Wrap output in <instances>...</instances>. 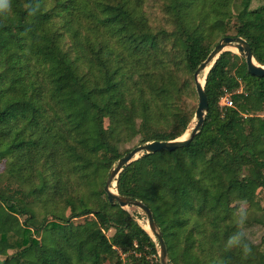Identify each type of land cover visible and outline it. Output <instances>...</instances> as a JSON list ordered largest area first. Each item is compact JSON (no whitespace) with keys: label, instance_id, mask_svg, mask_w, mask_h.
Here are the masks:
<instances>
[{"label":"trees","instance_id":"trees-1","mask_svg":"<svg viewBox=\"0 0 264 264\" xmlns=\"http://www.w3.org/2000/svg\"><path fill=\"white\" fill-rule=\"evenodd\" d=\"M224 37L264 66V0H0V264H160L104 186L121 145L186 133L181 103ZM205 93L191 144L128 165L117 191L151 209L170 264H264L234 208L264 199V78L225 52Z\"/></svg>","mask_w":264,"mask_h":264},{"label":"water","instance_id":"water-1","mask_svg":"<svg viewBox=\"0 0 264 264\" xmlns=\"http://www.w3.org/2000/svg\"><path fill=\"white\" fill-rule=\"evenodd\" d=\"M230 48L237 49L239 56L245 60L247 71L250 75L258 78H264V66H261L257 63L253 56L252 49L245 39L241 37L222 38L214 47L213 51L210 53L207 59L198 67V69L194 73V84L198 96V107L195 112L196 125L192 129L189 138H179L177 140L164 142L155 141L135 147L130 152L126 153L110 170L108 179L104 186V192L106 194L108 202L111 205H119L124 210H127L131 207L139 208L146 213L151 234L148 231L147 232L152 237V239L158 243L160 264H170V259L162 232L154 219V215L151 209L142 201L119 195L117 191V179L119 178V175L122 173L125 167L139 160L145 155L156 154L162 151L174 152L179 148H184L191 144V142L194 140V138L197 136V134L200 132V129L204 125V121L209 111V103L205 93L207 76L223 53L232 52L230 51ZM203 78L205 80L204 85L202 84ZM114 186H116L115 192L113 191ZM153 237H155L156 240Z\"/></svg>","mask_w":264,"mask_h":264},{"label":"rangeland","instance_id":"rangeland-1","mask_svg":"<svg viewBox=\"0 0 264 264\" xmlns=\"http://www.w3.org/2000/svg\"><path fill=\"white\" fill-rule=\"evenodd\" d=\"M259 2L255 1V5H258ZM235 13L238 12V9H236L235 6ZM152 12V10H151ZM231 51V50H230ZM233 53L238 54L237 51H232ZM196 91V89H195ZM240 92H242V89L239 90ZM220 105H223V101L221 99L220 101ZM198 107V96L196 97V100H185V102L181 103V108L187 110L188 113L194 112V116L188 126V129L186 131V133L180 138V139H187L190 136V133L192 131V129L195 127L196 125V120H195V112L197 110ZM174 112H178L180 111V108L174 107L173 108ZM261 117H264V112L260 113ZM138 144V140L132 141L130 143H126L125 145H121V151L123 153H125V151L128 150H132L135 147L139 146ZM4 168H5V164L4 162H0V175H3V177L5 176L4 173ZM109 176V175H108ZM108 179V177H107ZM107 181V180H106ZM257 200V198H256ZM261 201V210H252L250 208V206L247 203H237L234 205L235 208V218L236 220L240 223L239 225V229L240 232L242 233V239H244L246 244H253L255 246H258L260 248V250L264 253V226L257 224L256 222L251 221L250 223H245V221H249V215L252 216V213H255L258 219H262L264 221V199H260ZM127 211L131 216H133L135 218V220L139 223V225L141 227H143L145 229L146 226H148V217L146 215V213L144 211H142L139 208H128ZM246 212L244 215H241L240 213H244ZM249 214V215H248ZM248 215V216H247ZM84 219H79L77 220L76 223H83ZM146 230V229H145ZM147 231V230H146ZM150 233V230L148 231ZM151 234V233H150ZM108 236H112L113 235V231H110L107 233ZM155 240L156 238L153 237ZM237 243V240H235ZM109 264V263H107Z\"/></svg>","mask_w":264,"mask_h":264},{"label":"built area","instance_id":"built-area-1","mask_svg":"<svg viewBox=\"0 0 264 264\" xmlns=\"http://www.w3.org/2000/svg\"><path fill=\"white\" fill-rule=\"evenodd\" d=\"M222 101H223V105L222 107H232L233 106V103L231 101V98H230V95L229 94H226L223 98H222Z\"/></svg>","mask_w":264,"mask_h":264},{"label":"bare ground","instance_id":"bare-ground-1","mask_svg":"<svg viewBox=\"0 0 264 264\" xmlns=\"http://www.w3.org/2000/svg\"><path fill=\"white\" fill-rule=\"evenodd\" d=\"M230 50H231V51H237L236 48H230ZM204 83H205V80H204V78H203V79H202V84L204 85ZM113 191H114V192L116 191V186H114ZM145 229H146L147 231L150 230V229L148 228V226H146Z\"/></svg>","mask_w":264,"mask_h":264}]
</instances>
